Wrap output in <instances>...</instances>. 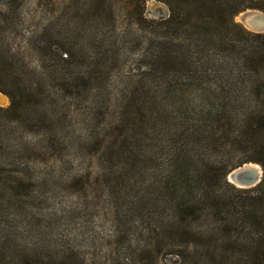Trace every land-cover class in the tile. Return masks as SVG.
Returning a JSON list of instances; mask_svg holds the SVG:
<instances>
[{"label": "rangeland", "instance_id": "rangeland-1", "mask_svg": "<svg viewBox=\"0 0 264 264\" xmlns=\"http://www.w3.org/2000/svg\"><path fill=\"white\" fill-rule=\"evenodd\" d=\"M168 15L160 0H0V264H230V236L264 246V206L252 224L251 188L226 180L244 162L264 179L247 161L264 158V137H239L245 123L264 136V120L202 126L194 97L188 113L171 106L152 78ZM228 31L238 46H264ZM178 164L187 209L166 185Z\"/></svg>", "mask_w": 264, "mask_h": 264}, {"label": "trees", "instance_id": "trees-1", "mask_svg": "<svg viewBox=\"0 0 264 264\" xmlns=\"http://www.w3.org/2000/svg\"><path fill=\"white\" fill-rule=\"evenodd\" d=\"M160 1L167 6L169 15L160 22L156 31L158 38L154 46L153 63L158 76L155 78L153 75L152 78L157 80V89L171 100V106L176 107L180 113H188L183 108L187 104L185 98L194 97L196 105L189 109L190 115L202 126L205 123L213 125L235 115L264 120V46H238L228 31L229 27L237 28L239 33L254 38L256 44L264 45V34H251L233 21L241 12L256 10L254 8L264 11V7L250 6L248 9L242 7L237 0ZM87 4L94 6V0H87ZM181 29L184 30L183 33H179ZM213 52L221 53L223 57L218 60L210 58V53ZM192 56L197 58L196 63L192 62ZM171 65L179 66V76L173 78L168 73ZM194 66H199L198 72L191 71ZM211 78L215 80L213 86L208 84ZM1 89L3 88L0 86ZM174 121L170 135L173 142L179 138L185 124L182 118ZM207 132L208 130L204 131ZM249 132L260 140L264 137H260L261 130L252 128L247 123L239 137L246 136ZM243 139L244 137L241 138ZM247 161L260 164L264 170V158ZM186 174L184 165L178 164L166 176V185L174 196V206L178 209L193 207L184 200L189 190ZM248 191L254 194V201L246 212V219L254 224L258 221V207L264 206V179ZM228 239H233V245L223 253H231L232 257H236L234 261L229 258L230 264H264V246L259 239L252 241L254 238L248 236L244 239L247 246H235L234 243L239 238L234 240L230 236Z\"/></svg>", "mask_w": 264, "mask_h": 264}, {"label": "water", "instance_id": "water-1", "mask_svg": "<svg viewBox=\"0 0 264 264\" xmlns=\"http://www.w3.org/2000/svg\"><path fill=\"white\" fill-rule=\"evenodd\" d=\"M261 13V12H260ZM238 23L244 27L245 30L251 33H262L264 32V14H258L256 10H246L239 13ZM234 20L236 19V17ZM250 164V163H249ZM247 163L242 164L237 169L232 170L228 175H226V180H233L238 185L247 186V189L253 188L259 184L261 179L252 168H244ZM253 172L251 176L246 175V172ZM260 180V181H259ZM230 183V182H229Z\"/></svg>", "mask_w": 264, "mask_h": 264}, {"label": "bare ground", "instance_id": "bare-ground-1", "mask_svg": "<svg viewBox=\"0 0 264 264\" xmlns=\"http://www.w3.org/2000/svg\"><path fill=\"white\" fill-rule=\"evenodd\" d=\"M258 12V11H257ZM258 14H260L261 15V13H259L258 12ZM236 20H238V16L236 17ZM244 168H252L255 172H256V174L258 175V178L259 179H261V174H262V172H261V170H260V167L259 166H257L256 164H252V163H248L247 165H245L244 166ZM237 169V168H236ZM234 170V169H233ZM231 172V171H230ZM229 172V173H230ZM228 173V174H229ZM253 174V172H250V171H247L246 172V175H249V176H251ZM260 181V180H259ZM228 183L230 182V184L231 185H233L234 187H237V188H239V189H247L248 187L247 186H242V185H238L237 183H235L233 180H229V181H227Z\"/></svg>", "mask_w": 264, "mask_h": 264}]
</instances>
